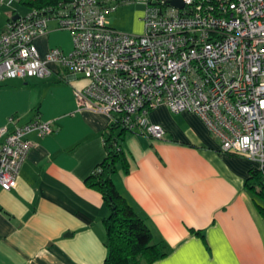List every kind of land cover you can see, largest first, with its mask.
Returning a JSON list of instances; mask_svg holds the SVG:
<instances>
[{"label":"crops","instance_id":"obj_1","mask_svg":"<svg viewBox=\"0 0 264 264\" xmlns=\"http://www.w3.org/2000/svg\"><path fill=\"white\" fill-rule=\"evenodd\" d=\"M17 14L9 11L6 22ZM48 28L34 40L41 56L52 47L71 48L68 30L55 20ZM86 83L57 65L45 78L0 83V125L16 115L18 124L39 116L53 127L43 137L29 134L34 145L16 186L0 188V264H102L106 257L103 219L109 210L85 179L106 154L104 133L113 122L77 107L74 90ZM149 118L163 126L164 137L125 131V165L112 175L153 241L166 249L149 264H264V197L246 185L258 164L221 152L195 112H172L162 104Z\"/></svg>","mask_w":264,"mask_h":264},{"label":"built area","instance_id":"obj_2","mask_svg":"<svg viewBox=\"0 0 264 264\" xmlns=\"http://www.w3.org/2000/svg\"><path fill=\"white\" fill-rule=\"evenodd\" d=\"M143 5V32L122 33L105 16L115 0H72L30 8L0 28V83L39 77L53 66L87 83L74 90L78 108L105 113L113 124L155 139L165 135L149 113L159 105L195 112L219 150L248 157L264 174V0H123ZM20 0H0V7ZM70 32L69 50L41 56L34 43L49 22ZM0 125V188L17 184L34 142L53 131L39 116ZM118 149L122 150L121 144Z\"/></svg>","mask_w":264,"mask_h":264},{"label":"trees","instance_id":"obj_3","mask_svg":"<svg viewBox=\"0 0 264 264\" xmlns=\"http://www.w3.org/2000/svg\"><path fill=\"white\" fill-rule=\"evenodd\" d=\"M72 0H20L29 8L68 3ZM123 0H115L120 5ZM117 124H112L104 133L106 154L94 171L85 179L87 186L98 190L109 210L103 219L106 232L107 254L102 264H149L166 255V249L154 242L152 232L145 219L117 189L112 175L119 164L125 165L123 151L118 149L125 132ZM128 169L126 168V172ZM249 189L264 197V174L258 169L246 181ZM80 217H86L80 214Z\"/></svg>","mask_w":264,"mask_h":264},{"label":"rangeland","instance_id":"obj_4","mask_svg":"<svg viewBox=\"0 0 264 264\" xmlns=\"http://www.w3.org/2000/svg\"><path fill=\"white\" fill-rule=\"evenodd\" d=\"M9 8L10 10H8ZM13 9L21 14H25L30 11L28 6L21 4L20 2H12L10 5H2L0 8V28L5 25L8 12ZM142 11L143 5L132 1L120 4L113 10H107L105 16L108 19L109 24L117 31L136 34L137 32H143L144 26L141 16Z\"/></svg>","mask_w":264,"mask_h":264},{"label":"water","instance_id":"obj_5","mask_svg":"<svg viewBox=\"0 0 264 264\" xmlns=\"http://www.w3.org/2000/svg\"><path fill=\"white\" fill-rule=\"evenodd\" d=\"M170 2H171L172 4H178L176 0H171ZM13 18H16V16L13 17Z\"/></svg>","mask_w":264,"mask_h":264}]
</instances>
